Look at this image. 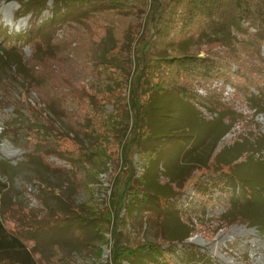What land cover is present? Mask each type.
<instances>
[{
	"label": "rangeland",
	"instance_id": "obj_1",
	"mask_svg": "<svg viewBox=\"0 0 264 264\" xmlns=\"http://www.w3.org/2000/svg\"><path fill=\"white\" fill-rule=\"evenodd\" d=\"M124 2L125 6L103 11L86 20L83 44L82 40L76 41L78 36L83 38L80 29L75 37L70 35V28L57 29L51 42L56 55L49 58L44 48L35 57L33 42L25 40L22 43L15 38L29 31L33 20L35 24H41L51 17L52 0H47L38 18L31 11L23 15L17 0H0V48L9 50L11 45L19 46L27 68L36 77L47 80L42 86L30 88L26 81L13 77L9 71L4 74L0 71V180L5 185L3 197L13 198L12 201H17L37 220L51 217V214L74 212L88 218L75 228H48L40 233L33 249L36 264H129L123 256L114 255L115 245H120L123 250L139 242L154 243L165 238L178 240V247L192 244L208 255L213 264H264V232L241 218L233 221L222 218L229 208L231 190L227 187L213 191L197 190L199 184L216 176L215 168L234 173L255 195L253 213L264 218V65L258 59L252 61L259 66L258 69L247 74L248 78L239 77L238 65L230 63L223 78L211 76L194 82V98L191 100L204 122L192 131L189 127L183 128L188 134H196L192 141L198 144L187 155L178 154L175 148L170 149L178 142L170 139L163 140L158 146V151L170 149L162 165L155 168L157 158L148 171L144 154L120 147H114L108 158L100 157L97 151L92 161L87 158V162L91 161L89 164L79 163L76 167L69 164L66 152L74 155L83 150L82 146L79 148L73 143V134L68 130L67 118L74 117L63 114V101L56 114L48 108L49 103L60 92V97L70 96L81 102H89L86 94H92L105 115L119 114L113 104L115 98L108 101L105 93H93L92 88L103 44H111L108 35H114L113 38L118 40L123 38L125 20L138 21L137 11L141 12V8L147 11L150 5V0ZM128 7L136 14L125 11ZM145 14L143 11V16L140 15L141 24ZM149 24L151 27L152 23ZM251 31L255 28L249 27L247 32ZM235 35L242 43L247 39V34L237 32ZM263 47L264 42L260 43L257 54L262 58ZM207 48L216 53L214 57L224 52L222 46L201 44L197 54L210 56ZM246 67L251 72V66L246 64ZM253 79L257 86L252 85ZM250 97L255 98L251 101ZM30 108L46 115L49 124H43ZM69 109L72 110V106ZM48 127L53 129L55 141L52 143L58 155L49 154L44 163L31 145L36 134L49 133ZM185 141L182 138L181 142ZM84 147H88L86 142ZM53 166H56L55 170H51ZM152 170L157 171L153 184L162 192L170 189L169 195L177 199V213L172 206H167L166 211L150 206L140 207L130 214L123 206L128 176L135 178L138 186L145 178L150 181ZM243 195H239L240 203L246 200ZM159 198L162 201L166 196L161 193ZM173 199L170 198L169 202ZM249 209H244L246 216L252 215ZM116 213H119L117 218ZM3 220L9 227L14 224L8 212L4 213ZM162 247L167 246L162 244ZM170 256L172 262L181 264L177 255Z\"/></svg>",
	"mask_w": 264,
	"mask_h": 264
},
{
	"label": "trees",
	"instance_id": "obj_2",
	"mask_svg": "<svg viewBox=\"0 0 264 264\" xmlns=\"http://www.w3.org/2000/svg\"><path fill=\"white\" fill-rule=\"evenodd\" d=\"M17 1L22 7L23 15L31 11L35 18L40 16L47 2V0ZM52 3L51 17L41 24H35L36 21L33 20L30 30L15 38L22 43L25 40L33 42L37 53L35 57H38L42 48L49 58L55 57L51 42L55 31L60 27L70 28L72 37H75L76 31L80 29L83 38H79L77 32L76 41L82 40L83 44L86 40L83 33L86 20L100 15L103 11L126 5L124 0H52ZM149 3L147 11L141 8V12L137 11V14L134 9L130 10V7L125 10L136 14L138 21L125 20L126 26L122 31L125 36L120 40L106 33L111 44L109 46L103 44V53L98 56L100 61L95 72L97 74L92 88L93 93H105L108 101L115 98L113 104L116 109L118 108L119 114L105 115L95 103L96 97L92 94H86L89 102H81L73 100L70 96L60 97L62 94L60 92L58 96L52 98V103H49L48 108L56 114L63 101V114L67 113L64 114L66 117L68 114L73 115L70 118L74 117L67 118L68 130L73 134L71 137L73 143L79 148L82 146L83 150H80L81 154L74 155L66 152L68 162L73 163V167L79 163L83 165L91 163L97 151L100 157L108 158L114 147L132 149L134 152L144 154L147 162L146 171L157 158L155 168L161 166L163 158L172 148H175L178 154L187 155L198 144L192 141L196 134H188L183 128L189 127L192 131L204 122L201 121L198 109L191 100L194 82L211 76L223 78L230 63L238 65L239 77L243 79L258 69L259 66L252 64L253 60L258 59L264 65V57L257 55L260 43L264 42V0H150ZM143 11L146 12V18L141 24L139 19ZM149 22L152 23L151 27ZM249 27L255 28V31L248 33ZM150 30L153 31L151 34ZM237 32L247 34L244 43L237 40L235 35ZM7 38L9 36H6ZM70 42L71 40H68V43ZM201 44L222 46L224 52L214 57L216 53L207 48L205 50L210 56H199L197 51ZM18 48L20 47L12 45L9 50L0 48L2 74L9 71L13 77L26 81L30 88L46 84L47 80L45 82L44 79L36 77L27 68ZM246 64L251 66V72ZM252 85L257 86L254 79ZM254 98L249 99L253 101ZM71 106L72 110L69 109ZM30 109L40 117L43 124L48 123L46 115L43 116L34 108ZM48 130L49 133L44 135L36 134L37 137H33L34 143L31 145L44 163L49 154L56 157L58 155L52 143L55 141L53 129L48 127ZM182 138L186 139L185 143L181 142ZM170 139H177L178 142L170 147L169 151L168 149L158 151L161 142ZM84 142L88 147H84ZM191 143L193 146H190ZM92 149L94 151H91ZM31 153L32 151L26 156ZM87 158L91 161L87 162L89 161ZM51 168L55 170L56 166ZM154 171L152 170L149 182L146 178L144 181L141 178L142 182H139L138 186L137 180L131 175L128 176L130 179L124 191L126 196L123 206L130 214L135 209L150 206H157L163 211L167 210V206L170 208L172 206L173 211L177 213L175 205L177 199L169 195L171 190L162 192L153 184L157 175V171ZM214 173H216L214 178L199 184V187L197 184V190L229 188L231 190L229 208L222 218L228 221L241 218L264 232V218L258 213H253L254 193L245 188L242 179L236 174L222 172L216 168ZM4 187L0 180V264H36L33 249L40 233L48 228H75L88 220L81 217L78 212L51 214V217L37 220L27 214L25 209L16 203L17 201H12L13 198L7 195L3 197ZM161 193L166 196L162 201L159 198ZM240 194L245 196L244 203L239 202ZM170 198L173 199L171 203ZM247 205L249 207H246ZM247 208H250L248 212L252 214L251 216L245 215L244 209ZM6 212L14 222L12 227L4 223L3 215ZM117 214L119 213H116V218ZM177 241L165 238L154 243L139 242L136 246L125 247L123 250L120 245H115L114 255L123 256L129 264H177L172 262L170 254L177 255L181 264H213L208 255L200 252L192 244L186 243L178 247ZM179 241L182 243V240ZM162 244L167 247H162Z\"/></svg>",
	"mask_w": 264,
	"mask_h": 264
},
{
	"label": "crops",
	"instance_id": "obj_3",
	"mask_svg": "<svg viewBox=\"0 0 264 264\" xmlns=\"http://www.w3.org/2000/svg\"><path fill=\"white\" fill-rule=\"evenodd\" d=\"M194 117H195V115H194Z\"/></svg>",
	"mask_w": 264,
	"mask_h": 264
}]
</instances>
